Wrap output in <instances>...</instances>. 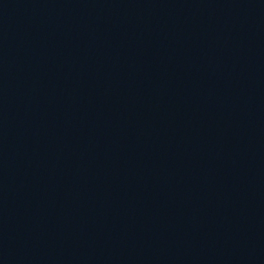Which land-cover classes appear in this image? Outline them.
I'll use <instances>...</instances> for the list:
<instances>
[{
  "label": "water",
  "instance_id": "1",
  "mask_svg": "<svg viewBox=\"0 0 264 264\" xmlns=\"http://www.w3.org/2000/svg\"><path fill=\"white\" fill-rule=\"evenodd\" d=\"M0 264H264V0H0Z\"/></svg>",
  "mask_w": 264,
  "mask_h": 264
}]
</instances>
